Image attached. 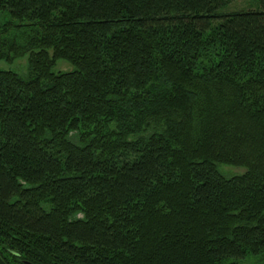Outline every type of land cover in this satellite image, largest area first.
<instances>
[{"label":"trees","instance_id":"16d2710c","mask_svg":"<svg viewBox=\"0 0 264 264\" xmlns=\"http://www.w3.org/2000/svg\"><path fill=\"white\" fill-rule=\"evenodd\" d=\"M230 1L0 0L39 29L0 69L6 264H264V0Z\"/></svg>","mask_w":264,"mask_h":264},{"label":"rangeland","instance_id":"374dc122","mask_svg":"<svg viewBox=\"0 0 264 264\" xmlns=\"http://www.w3.org/2000/svg\"><path fill=\"white\" fill-rule=\"evenodd\" d=\"M259 0H231L221 9L222 12L255 9ZM20 23L12 19L7 13L0 11V69L13 70L19 74L27 72L29 52L26 51L28 41L38 36L36 27L19 26ZM5 30H2V27ZM212 59V58H211ZM212 61V60H211ZM208 59L202 60L201 66H208ZM54 70H70L72 66L63 59H59ZM220 169L224 172L239 173L243 169L233 165L223 164ZM83 217L81 211H73L72 218Z\"/></svg>","mask_w":264,"mask_h":264},{"label":"water","instance_id":"95a60500","mask_svg":"<svg viewBox=\"0 0 264 264\" xmlns=\"http://www.w3.org/2000/svg\"><path fill=\"white\" fill-rule=\"evenodd\" d=\"M0 264H6V263L2 260L1 257H0Z\"/></svg>","mask_w":264,"mask_h":264}]
</instances>
